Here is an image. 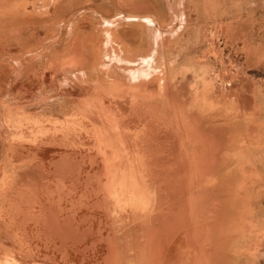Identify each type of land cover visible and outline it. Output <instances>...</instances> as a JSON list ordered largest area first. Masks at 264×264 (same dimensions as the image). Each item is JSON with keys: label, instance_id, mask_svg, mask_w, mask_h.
<instances>
[{"label": "rangeland", "instance_id": "obj_1", "mask_svg": "<svg viewBox=\"0 0 264 264\" xmlns=\"http://www.w3.org/2000/svg\"><path fill=\"white\" fill-rule=\"evenodd\" d=\"M124 35L138 50L124 53L125 43H118L120 52L116 37ZM162 42L167 68L162 64L153 80L136 83L135 63H144ZM188 65L198 68L196 76L163 87L166 72L172 78ZM193 87H199L194 96L205 90L211 99L192 98ZM199 98L201 113L228 116L237 106L244 120L236 135L239 123L216 119L213 136L200 132L193 146L208 139L217 150L245 145L246 162L220 165L214 176L200 174V191L177 192L180 205L158 207L138 234L133 228L142 219L133 222L127 215L124 231L130 234L124 238L121 231L116 241L102 175L112 150L116 166L125 167L135 149L143 155L151 135L160 133L152 129L155 122H146L159 113L155 104L186 108ZM134 131L138 137L130 136ZM134 191L145 200L143 191ZM198 197L199 264L209 262L202 252L209 250L213 225L215 263L264 264V0H0V214H20L28 243L37 237L22 254L12 233L21 222L10 228L0 223V264H191L178 227L192 210L184 198ZM52 201L62 206L45 217ZM156 235L166 253L161 262L152 259ZM63 236L69 246L60 252L54 245ZM38 241L48 247L36 248Z\"/></svg>", "mask_w": 264, "mask_h": 264}, {"label": "crops", "instance_id": "obj_2", "mask_svg": "<svg viewBox=\"0 0 264 264\" xmlns=\"http://www.w3.org/2000/svg\"><path fill=\"white\" fill-rule=\"evenodd\" d=\"M126 38H127L126 35L116 37V43L115 44L118 47V49H119V45H117L118 43L119 44L125 43L126 48L123 46L121 47V48H124V51H123L124 53L127 51L138 50L137 47L131 45L129 40ZM120 52H122V51L120 50ZM167 57L168 56H166L165 58H167ZM188 66H191L192 68L191 69H185V70H183L182 73L177 74L172 78H170L168 75V72H166L164 74L165 79L163 82V87L165 86V84H169V83L171 85L174 84L173 81L176 78H178V77L183 78V76L186 77L189 75V73L196 76L197 75L196 70L198 68H195V70H194V66H192V65H188ZM198 74H199V72H198ZM150 80H153V78H151V76L148 77L146 81H150ZM198 88L199 87H193L192 88V90H191L192 98L194 96V92ZM198 95H200L201 97H204L206 99H211L208 96V92H206L205 90L200 91ZM198 95H195L196 98L200 97ZM195 96H194V98H195ZM202 99L203 98H201V99L199 98V100L195 99L196 100L195 104L193 105V102H192V104H190V106H187L186 108H182V104H178V103L172 104L170 102H167V103L162 102V103L155 104L158 107L159 113H155V114H152L151 116H149L148 119L146 120V122L148 120L155 122V124L153 125L155 127H152V129L154 130L155 128H157L160 131V133L156 136L151 135L153 137H151L149 143L146 142L145 146H143L142 149L140 148L141 151L144 152L143 155L140 154V152L137 149H135V165L126 167L128 165V163H127L125 165V167H122V168L118 167L119 171H120V169H122L121 171H124V172H119L117 174L119 176L120 175L126 176V174L129 176H133V175L142 176L143 182L142 183H132L131 188L135 189V190H143L144 192H148L149 196L153 194V197H154L153 198V206H154V208L155 207H157V208L163 207V206L175 207V206L180 205V203L177 199V197L179 195L177 192H179V191H186V192H193V191L198 192V191H200L202 189L199 185L200 183H199V178H198V176L200 174H208V175L214 176V175L221 172V171L216 170L218 167L220 168V165L230 163L231 161H237V162L240 161V163L246 162L247 152L245 149L246 148L245 145L240 144L237 150L225 149V147L224 148L221 147L219 150H217V148H215L216 145H214L213 142H211L208 139L207 142L206 141L202 142L201 147H200L201 144L198 146H193V145H197L199 143L198 142L199 138H198V141L196 142V144H195V139L198 136H200L199 135L200 132L203 133L204 135H206L207 137L212 135L211 130H213V124L217 122L216 119H219V121H223V120L226 121L227 120V121L234 123V124L239 123L240 126L238 127V131H236V135L241 134V129H242L241 128V121L244 120V119H242L243 115L240 114L242 109L240 107H237V106H234L236 109V112L233 113L232 115L229 114L228 116H224V115L218 116V115H216V113L214 111H208L205 113H201L200 107L202 105V103H201ZM182 110H184L183 114L181 113ZM182 116H185L186 120H184V118H182ZM176 120H177V122H176ZM186 123H188V124H186ZM190 129L192 131L194 130V132H192ZM219 131H221V130L219 129ZM222 132L223 131H221V133ZM132 135H133V137H138V135L135 133V131L130 136H132ZM193 135L196 137H193ZM185 136H186V138H185ZM189 136L191 137L190 142L187 141V137H189ZM137 142H139V141L137 140ZM240 142H241V140H240ZM242 153L244 154V158H242ZM208 160H209V162H208ZM124 163H126V162L124 161ZM203 167H204V169H203ZM193 179H194V181H193ZM164 180H165V182H164ZM141 184H142V186H140ZM194 185H196V186H194ZM129 186H130V184L128 183V186H126V187L128 188ZM205 189H207V188H205ZM164 191L168 192V194H167L169 196L168 198L164 197V193H163ZM158 196L161 199H159ZM164 200H166L167 202H164ZM184 200H187L188 203H189V201H191L190 204L183 202L184 203L183 205L185 207H188V206L193 207L194 199L191 200V199L184 198ZM47 202H50V200ZM51 203L53 205H51L50 207L53 209L50 210V212H49L50 214L44 213L45 217L53 215L52 211H54V207L56 208V206H62L59 201L58 202L52 201ZM47 206H48V204L46 205V207ZM5 208H6V206H5ZM1 212H3V213L0 215L4 216V218H0V223L8 224L9 228H10L9 223H11L13 221H15L16 223L21 222V224L19 225V228H17V230L15 232L13 231L12 233L15 234L14 236L16 238L17 248H19L21 250L20 252L22 254L28 253L31 246L34 245L35 239L37 237H35V238L32 237V244L28 243V239H30V237H28L23 231V225L25 222V218L21 217L19 214V216L18 217L16 216V218L14 219L12 217V214L9 211H7L6 209L1 210ZM155 213H153V214L151 213V218L154 217ZM186 215L188 216V218L185 220L183 226L178 227V229L180 232H182V237L186 241L185 242L186 247H184V248L186 249L187 254L190 253L192 256L191 264H195L196 256H198L200 253V249H199L200 234H199V231L197 228L199 222L196 221V219H195L196 216H194L193 210H191L190 212L188 211L186 213ZM63 219H62V221H60L61 222L60 224L62 226V230L64 231L63 225L65 224V220L63 221ZM194 220H195V222H194ZM58 238L59 239L56 240V243L54 245L55 248L59 249V251L66 250V247L69 246V243L64 242V241H66L65 236L58 237ZM35 247L36 248L40 247L42 249L44 247H48V245H47V243L39 244V241H38V243L35 245Z\"/></svg>", "mask_w": 264, "mask_h": 264}, {"label": "bare ground", "instance_id": "obj_3", "mask_svg": "<svg viewBox=\"0 0 264 264\" xmlns=\"http://www.w3.org/2000/svg\"><path fill=\"white\" fill-rule=\"evenodd\" d=\"M183 17V16H182ZM185 17V16H184ZM111 20V19H110ZM134 20H136L135 18H134ZM144 22H146V23H148V24H150V25H152V26H156L155 25V22L154 21H152L151 19L150 20H144ZM182 22H184L183 20H182ZM182 24V23H181ZM183 25V24H182ZM158 28V27H157ZM180 28V27H179ZM156 32V31H155ZM159 32V31H158ZM159 34V33H158ZM171 34V33H170ZM176 34V33H175ZM161 35V34H160ZM159 36V35H158ZM167 37V36H166ZM169 37V36H168ZM158 38V37H157ZM163 38V37H162ZM161 38V39H162ZM158 41H160V40H158ZM112 43V42H111ZM111 43H109V44H111ZM157 43V42H156ZM165 43H158V44H156V46H155V48H154V50H151L150 52V54L148 53L147 55H145L146 57H144V59H142L141 61H143L144 63H140V62H137V63H135V67L134 68H132V66H131V68L133 69V71H131V75H132V77L135 79V80H137L138 82H136V83H142V82H145L146 80H147V78L148 77H150L151 76V74L152 73H154V72H156V71H159L163 66H161L162 64H166L163 68H166L167 67V62L165 61V60H162V57L160 56L161 54H160V48H161V46H163ZM155 45V44H154ZM109 46V45H108ZM124 50V49H123ZM111 52V51H110ZM107 54V53H106ZM109 55H110V53H108ZM120 58H121V55L119 56ZM137 59H140V58H137ZM122 62V61H121ZM116 63V62H115ZM123 63V62H122ZM126 64V63H125ZM128 65H129V63H128ZM124 66V65H123ZM142 66H146L145 68L144 67H142ZM114 67V66H113ZM127 68H129V67H127ZM162 68V69H163ZM123 69H125V68H123ZM159 69V70H158ZM112 70H114V68L112 69ZM120 71V70H119ZM122 71V70H121ZM148 71V72H147ZM124 72V71H123ZM80 73V72H79ZM85 73V72H84ZM150 73V74H149ZM82 74V73H81ZM122 74V73H121ZM127 74V73H126ZM125 74V75H126ZM130 74V73H129ZM85 75H87V73L85 74ZM123 75V74H122ZM89 76V74L87 75V77ZM127 76V75H126ZM125 76V77H126ZM128 78H130V77H128ZM128 78H126V79H128ZM127 81V80H126ZM129 82V81H128ZM129 92V91H128ZM130 93V92H129ZM133 93V92H132ZM132 93H130V94H132ZM135 93V92H134ZM139 93V92H138ZM141 93V92H140ZM120 95H121V92L119 93ZM125 94V93H124ZM136 94V93H135ZM116 95V94H115ZM128 95V94H127ZM187 107V106H186ZM181 114V113H180ZM183 114V113H182ZM177 118V117H176ZM193 118V117H192ZM175 120V119H174ZM176 122H177V120H176ZM190 123V122H189ZM186 124H188V123H186ZM192 128V127H191ZM191 130V129H190ZM201 130V129H200ZM189 131V130H188ZM192 131V130H191ZM192 132H194V130L192 131ZM209 133V132H208ZM184 134V133H183ZM222 134V133H221ZM199 142V141H198ZM216 148V147H215ZM196 149V148H195ZM222 152V151H221ZM119 157H118V155H117V153L115 152V151H113L112 150V152H111V155L108 157V167L107 168H105L104 169V171L102 172V175L104 176V177H106V179H107V182H105V185H103L104 187H103V190L106 192V195H107V199H108V202H109V204L112 206L111 208H112V210L110 211V216H111V218H112V220H113V225H114V233H115V236H116V234L117 233H119V232H121V231H124V229H125V231H126V226H125V224H124V219H126V217H127V215H129L131 218H132V220H133V222L134 221H139V220H141V222H139L138 223V225L136 226V227H134L133 228V230H134V233L136 232L137 234H138V232H139V230L141 229V224H142V222H149L151 219V213L153 214V213H155L156 211H157V207H155L154 208V206H153V194L152 195H148V192H144L143 190H139V191H143V196H144V199L145 200H139V199H137V197H136V194H135V189H132L131 188V185H132V183H142L143 182V178H142V176H140V175H133V176H129V175H127L126 174V176L125 175H117L119 172H124V171H121L122 169H120V171H119V168L116 166V164H115V162H116V159H118ZM60 160V159H59ZM210 160V159H209ZM209 160H208V162H209ZM67 161V160H66ZM135 162V159L134 160H132V161H130V159L128 160V165H127V167H129V166H131L133 163ZM158 162V161H157ZM197 162V161H196ZM52 165V164H51ZM135 165V164H134ZM57 166V165H56ZM55 166V167H56ZM195 167V166H194ZM192 168V167H191ZM196 168V167H195ZM194 169V168H193ZM203 169H204V167H203ZM208 169V168H207ZM211 169V168H210ZM59 170V169H58ZM195 170V169H194ZM201 170V169H200ZM251 170V169H250ZM60 171V170H59ZM58 171V172H59ZM66 171V170H65ZM71 171V170H70ZM72 172V171H71ZM74 172V171H73ZM60 173H64V172H61L60 171ZM68 173V172H67ZM186 173V172H185ZM75 174V173H74ZM121 174V173H120ZM183 175V174H182ZM190 176V175H189ZM176 178V177H175ZM174 178V179H175ZM180 178V177H179ZM195 179V178H194ZM194 179H193V181H194ZM73 181V180H72ZM93 181V180H92ZM172 181V180H171ZM178 181V180H177ZM161 182V181H160ZM159 182V183H160ZM163 182V181H162ZM164 182H165V180H164ZM128 183L130 184V186L127 188L126 186H128ZM94 184V183H93ZM200 185V184H199ZM90 186V185H89ZM134 186V185H133ZM140 186H142V184L140 185ZM194 186H196V185H194ZM198 186V185H197ZM236 186V185H235ZM88 187V186H87ZM91 187V186H90ZM164 189V188H163ZM208 189V188H207ZM210 190H212L213 188H209ZM209 189H208V191H209ZM158 190V189H157ZM205 191V190H204ZM61 192V191H60ZM90 192V191H89ZM194 192V191H193ZM207 192V191H206ZM211 192V191H210ZM62 193V192H61ZM60 193V194H61ZM191 193V192H190ZM216 192H213V194H215ZM95 194V193H94ZM194 194V193H193ZM196 194V193H195ZM212 194V193H211ZM162 195V194H161ZM205 195V194H204ZM208 195V194H207ZM206 195V196H207ZM191 196V195H190ZM193 196V195H192ZM221 196V195H220ZM147 197V198H146ZM210 197V196H209ZM158 198H159V196H158ZM204 197H202V199H203ZM225 198V197H224ZM159 199H161V198H159ZM204 199H206V198H204ZM209 199H211V200H213V198H212V196H211V198H209ZM216 199V198H215ZM229 199V198H228ZM227 199V200H228ZM195 201H193V203H195L194 205H193V207H192V210L196 213V215L194 214V216H196V218L195 219H197V218H200L199 217V207H200V204H199V197L197 198V201H196V198L194 199ZM211 200L209 201V202H211ZM222 200H223V198H222ZM207 201V200H206ZM217 201V200H216ZM226 201V200H225ZM111 202H112V204H111ZM203 202V201H202ZM208 202V203H209ZM96 203V202H95ZM160 203V202H159ZM204 203V202H203ZM207 203V202H206ZM51 204V203H50ZM100 204V203H99ZM214 204V203H213ZM98 205V204H97ZM101 205V204H100ZM100 205H98L100 208H101V206ZM97 206V207H98ZM201 206H205V203H204V205H201ZM209 206V205H208ZM211 207H212V205H210ZM218 206V205H217ZM98 207V208H99ZM28 208V207H27ZM201 208V207H200ZM215 208V207H214ZM236 208H238V207H236ZM48 209V208H47ZM208 209V208H207ZM28 210V209H27ZM55 211V210H54ZM58 211V210H57ZM208 211H210V210H208ZM214 211V210H213ZM225 211V210H224ZM28 212V211H27ZM53 212V211H52ZM215 212V211H214ZM218 213V212H217ZM222 213H224V212H222ZM53 214H55V213H53ZM44 215V214H43ZM56 216H57V214H56ZM72 216V215H71ZM54 218H55V215L53 216ZM58 217V216H57ZM90 217H91V215H90ZM64 218V217H63ZM205 218V217H204ZM218 218V216L217 217H215V219H217ZM58 219H59V217H58ZM57 219V220H58ZM27 220V219H26ZM59 220H61V219H59ZM75 220V219H74ZM85 220V219H84ZM38 221V220H37ZM44 221H46V220H44ZM50 221V220H49ZM101 221V220H100ZM198 222H199V219L197 220ZM60 222V221H59ZM82 222V221H81ZM84 222V221H83ZM87 222V221H86ZM106 222H107V219H106ZM194 222H195V220H194ZM61 223V222H60ZM203 223H204V220H203ZM59 224V223H58ZM58 224H57V227H58ZM74 224V223H73ZM78 224V223H77ZM101 224V223H100ZM195 224V223H194ZM53 225V224H52ZM102 225V224H101ZM100 225V226H101ZM55 226V225H54ZM89 226H90V224H89ZM88 226V227H89ZM112 226V225H111ZM158 226V225H157ZM63 227H64V225H63ZM87 227V228H88ZM202 227V226H201ZM61 228H62V226H61ZM90 228V227H89ZM197 228H198V231H200V226H199V224H198V226H197ZM5 229H6V227H5ZM57 229H59V227L57 228ZM71 229V228H70ZM100 228H98V230H99ZM128 229V228H127ZM158 229H160V227H158ZM196 229V228H195ZM194 229V230H195ZM202 229V228H201ZM214 229H216V225H213L212 227H211V229H210V231L208 232V236H207V239H208V241H206V243L207 242H209V250H206V251H203L202 253H204V254H206V255H208L207 257H209L208 258V260H209V262L207 263V264H217V263H215V260H216V258H215V260H214V258L212 259V255L214 254L215 255V250H214V243H213V236H214V240H215V242H216V239L215 238H217L214 234L216 233V231H214ZM46 230V229H45ZM86 230V229H85ZM92 230V229H91ZM97 230V231H98ZM153 230V229H152ZM155 230V229H154ZM72 231H73V229H72ZM76 231H77V229H76ZM125 231H124V235H123V237L125 238V237H127V236H129V234H130V229L128 230L129 232H127L128 234H125ZM87 232V231H86ZM6 234L8 233L7 232V230H6V232H5ZM4 233V234H5ZM51 233V232H50ZM94 233H95V231H94ZM99 233H100V231H99ZM102 233V232H101ZM5 234V235H6ZM45 234H46V232H45ZM55 234V233H54ZM59 234V233H58ZM91 234V233H90ZM48 235V234H47ZM89 235V234H88ZM98 235H100V234H98ZM155 235V234H154ZM52 236H53V234H52ZM60 236V235H59ZM96 236V235H95ZM136 236V235H135ZM138 236V235H137ZM136 236V237H137ZM152 236V235H151ZM57 237V236H56ZM114 237V236H113ZM112 237V238H113ZM158 235H156V236H154V245H153V248H152V250H151V253H152V259H153V261H154V258H155V260H156V258H158V260L160 259V262H161V259H162V256H164L166 253H165V251H164V249H163V242L161 241L162 239L160 238V240H157L156 241V239H158ZM101 238V237H100ZM9 239H10V236H9ZM116 241H117V236H116ZM151 240H152V237L150 238ZM99 240V239H98ZM112 240V239H111ZM202 240V239H201ZM73 241V240H72ZM199 241H200V237H199ZM61 242V241H60ZM64 242H66V241H64ZM84 243V242H83ZM109 243V242H108ZM113 243V242H112ZM116 242H114V244H115ZM198 243V242H197ZM67 244V243H66ZM92 244H93V246H95L96 244L95 243H93L92 242ZM95 244V245H94ZM71 245V244H70ZM82 245V244H81ZM80 245V246H81ZM113 244H111L110 245V247L112 246ZM67 246V245H66ZM85 247H87V246H85ZM90 248H92V247H90ZM89 248V249H90ZM205 248H207V247H205ZM204 248V249H205ZM110 250V249H109ZM114 250L115 249H113V246H112V248H111V251H112V253H113V256H114ZM149 250V249H148ZM77 251V250H76ZM93 251V250H92ZM57 252H59L58 250H57ZM61 252V251H60ZM78 253V252H77ZM94 253V252H93ZM75 254V253H74ZM200 254V253H199ZM81 255H82V253H81ZM83 256H85V254L83 255ZM62 257H64V256H62ZM107 257V256H106ZM220 257V256H219ZM107 258H110L109 256L107 257ZM68 259V258H67ZM83 259V258H82ZM111 259V258H110ZM84 260V259H83ZM106 260H108V259H106ZM113 260V259H112ZM196 262H195V264H199L200 262V259H199V255L198 256H196ZM36 261V260H35ZM38 261V260H37ZM40 261V260H39ZM115 261V260H114ZM170 261H171V258H170ZM204 261V260H203ZM85 262V261H84ZM109 262H111V261H109ZM155 262V261H154ZM163 262V261H162ZM202 262V261H201ZM220 263L219 264H227V262H225L224 260H220L219 261ZM23 263H24V259H23ZM65 263V262H64ZM98 263V262H97ZM113 263V262H112ZM151 263V262H150ZM175 263V262H174ZM203 263V262H202ZM31 264V263H30ZM83 264V263H82ZM93 264V263H92ZM152 264V263H151ZM155 264H157V263H155Z\"/></svg>", "mask_w": 264, "mask_h": 264}]
</instances>
